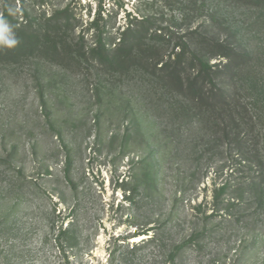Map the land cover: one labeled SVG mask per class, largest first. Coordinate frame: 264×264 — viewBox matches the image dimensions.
I'll return each instance as SVG.
<instances>
[{"label": "rangeland", "instance_id": "374dc122", "mask_svg": "<svg viewBox=\"0 0 264 264\" xmlns=\"http://www.w3.org/2000/svg\"><path fill=\"white\" fill-rule=\"evenodd\" d=\"M63 1L80 28L144 15L168 53L231 43L248 64L218 82L264 116V3ZM183 98L143 66L0 62V264H264V120L230 141Z\"/></svg>", "mask_w": 264, "mask_h": 264}, {"label": "trees", "instance_id": "16d2710c", "mask_svg": "<svg viewBox=\"0 0 264 264\" xmlns=\"http://www.w3.org/2000/svg\"><path fill=\"white\" fill-rule=\"evenodd\" d=\"M187 1L203 8L208 0ZM228 1L243 5L264 3ZM77 15L63 0H0V62L23 63L41 57L70 67L95 62L119 72L142 66L151 68L165 88L181 94L182 101L192 104L203 117L218 121L224 138L230 141L246 133L244 126L249 125L254 132L258 121L264 120V116L252 115L237 91L218 82L221 75L248 64L249 56L237 52L231 43L192 30L189 40L174 44L168 53L171 38H166L168 34L162 28L153 29L144 15L133 16L125 27L115 30L101 27L99 20L89 28H80ZM90 31L94 39L88 45L85 36ZM216 58L222 60L211 64ZM231 131L234 138H230ZM256 150L262 160L264 153L258 147ZM152 242L153 236L143 239L133 246L132 252ZM113 255L106 262H112Z\"/></svg>", "mask_w": 264, "mask_h": 264}]
</instances>
